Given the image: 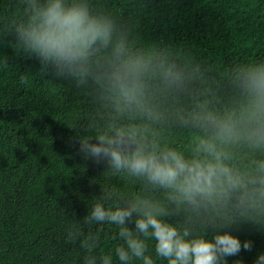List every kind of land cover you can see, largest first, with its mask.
<instances>
[{
  "label": "clouds",
  "instance_id": "1",
  "mask_svg": "<svg viewBox=\"0 0 264 264\" xmlns=\"http://www.w3.org/2000/svg\"><path fill=\"white\" fill-rule=\"evenodd\" d=\"M3 36L75 87L83 107L65 123L86 132L85 158L107 163L101 194L66 229L80 264H227L252 248L222 229H264V57L210 64L142 39L99 0H6Z\"/></svg>",
  "mask_w": 264,
  "mask_h": 264
},
{
  "label": "trees",
  "instance_id": "2",
  "mask_svg": "<svg viewBox=\"0 0 264 264\" xmlns=\"http://www.w3.org/2000/svg\"><path fill=\"white\" fill-rule=\"evenodd\" d=\"M99 3L130 17L142 39L187 50L216 66L264 57V0ZM5 4L0 0V11ZM12 39L0 37V55L9 60L0 70V264H80L66 229L101 194L107 163L85 158L78 136L86 132L66 124L83 107L75 87L51 72L41 74L35 58L8 46ZM222 231L242 245L252 242L250 250L242 247L227 257V264H253L264 252V229L241 222Z\"/></svg>",
  "mask_w": 264,
  "mask_h": 264
}]
</instances>
